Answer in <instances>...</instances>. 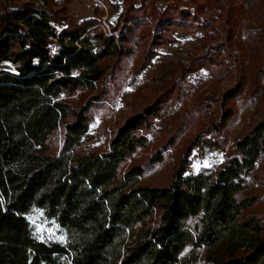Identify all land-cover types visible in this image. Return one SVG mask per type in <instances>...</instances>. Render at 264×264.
Masks as SVG:
<instances>
[{
    "label": "trees",
    "instance_id": "1",
    "mask_svg": "<svg viewBox=\"0 0 264 264\" xmlns=\"http://www.w3.org/2000/svg\"><path fill=\"white\" fill-rule=\"evenodd\" d=\"M126 1L109 33L95 16L58 30L52 0H42V9L29 1L0 5V264H264V213L253 211L256 196L245 195L246 175L264 155V110L222 167L186 175L193 148L224 149L218 135L233 116L227 101L242 92L239 85L204 132L215 135L190 143L167 186L138 185L145 167L125 165L149 145L168 93L126 118L105 152L86 151L91 102L101 95L80 108L67 98L114 76L139 29L153 26L146 64L173 42L175 29L205 28L206 5L197 0H163L164 8L157 0L138 7ZM60 128L61 149L48 154ZM160 161L154 156L150 164ZM31 215L53 234L41 235Z\"/></svg>",
    "mask_w": 264,
    "mask_h": 264
},
{
    "label": "rangeland",
    "instance_id": "2",
    "mask_svg": "<svg viewBox=\"0 0 264 264\" xmlns=\"http://www.w3.org/2000/svg\"><path fill=\"white\" fill-rule=\"evenodd\" d=\"M32 2L42 9V0H0L1 6L20 7ZM135 7L141 0H129ZM154 0H147L148 6ZM204 3L200 15L203 30L175 29L173 42L158 48L155 56L143 62L150 38L147 30L152 24L136 31L134 43L126 47L132 54L120 59L114 76L107 77L95 90H82L68 97L76 108L82 107L92 97L89 133L91 141L86 151L105 152L110 138L128 117L152 105L161 95L168 93V101L159 115L152 119L148 132L149 145L139 150L125 168L144 166L138 185L163 187L171 183L182 158L186 157L190 143L219 118L220 103L226 93L238 85L242 92L227 101L233 116L218 135L224 141L223 150L193 148L188 154L186 175L201 170L222 167L233 154V143L258 123L264 110V0H197ZM223 8H219L217 2ZM161 8L163 0H157ZM126 0H52L53 11L59 10L54 26L60 30L68 23L100 19L102 29L109 33L121 13L128 7ZM111 6H115L112 9ZM64 8V12L60 10ZM184 7V6H183ZM141 39L139 40V38ZM112 61L108 62L111 64ZM191 67V72L186 69ZM1 69L11 71L7 64ZM173 138L168 147V141ZM63 129H58L49 142L48 154H57L62 146ZM161 156V161L150 160ZM249 188L245 195L256 196L258 203L253 211L264 213V155L246 175ZM30 219L41 235L53 234V227L39 224L37 216Z\"/></svg>",
    "mask_w": 264,
    "mask_h": 264
}]
</instances>
